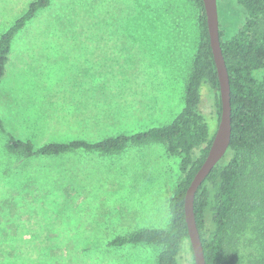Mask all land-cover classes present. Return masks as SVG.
<instances>
[{
    "label": "rangeland",
    "instance_id": "1",
    "mask_svg": "<svg viewBox=\"0 0 264 264\" xmlns=\"http://www.w3.org/2000/svg\"><path fill=\"white\" fill-rule=\"evenodd\" d=\"M33 1L0 0V36ZM218 11L224 39L237 34L244 9L218 0ZM197 16L189 0H52L12 43L0 79L5 128L40 148L171 123L185 104L200 39ZM79 50H89L90 59H79ZM74 70L91 76L79 84ZM201 109L214 137L219 124L206 86ZM6 144L0 131V264H156L161 247L109 243L169 226L181 159L163 144L31 159L10 154ZM258 228L254 212L231 233L236 264H262ZM179 264H195L191 244L183 245Z\"/></svg>",
    "mask_w": 264,
    "mask_h": 264
},
{
    "label": "trees",
    "instance_id": "2",
    "mask_svg": "<svg viewBox=\"0 0 264 264\" xmlns=\"http://www.w3.org/2000/svg\"><path fill=\"white\" fill-rule=\"evenodd\" d=\"M51 1H33L27 12L1 34L0 79L5 76L14 38L38 12L49 7ZM189 1L198 9L200 39L185 86L184 107L171 123L131 135L106 136L96 141L74 139L36 148L31 141L16 139L0 117V131L7 137V151L26 159L58 157L73 152L117 155L130 146L153 143L163 144L169 155L179 157L181 177L170 200L169 226L138 229L109 243L116 248L161 247L156 264H179L183 245L190 244L186 195L214 139L210 137V128L201 109L204 86L214 95L218 124L222 113L220 82L204 3L203 0ZM236 2L245 11L244 24L228 39H224L220 30L231 88L232 141L225 158L198 189L194 203L206 264H236L231 233L247 223L251 213H256L258 229L264 239V0ZM209 216L211 225H208Z\"/></svg>",
    "mask_w": 264,
    "mask_h": 264
},
{
    "label": "water",
    "instance_id": "3",
    "mask_svg": "<svg viewBox=\"0 0 264 264\" xmlns=\"http://www.w3.org/2000/svg\"><path fill=\"white\" fill-rule=\"evenodd\" d=\"M203 3L220 82L222 113L208 156L194 177L186 195L185 214L195 264H206L204 248L197 227L194 210L196 193L213 169L225 158L232 141L231 88L229 72L221 48L218 0H203Z\"/></svg>",
    "mask_w": 264,
    "mask_h": 264
},
{
    "label": "crops",
    "instance_id": "4",
    "mask_svg": "<svg viewBox=\"0 0 264 264\" xmlns=\"http://www.w3.org/2000/svg\"><path fill=\"white\" fill-rule=\"evenodd\" d=\"M78 46V45H77ZM62 47H65V46H63L62 45ZM86 47H88V48H92V47H89V46H85L84 48H86ZM80 48H82V47H80ZM80 51V53H83L82 55H80V57H78L79 59H90V58H88V56H87V52L89 51V50H79ZM62 52H68V50H62ZM71 57L70 56H67V55H63L62 56V59H70ZM74 60H75V57H74ZM77 62V64H78V66H82V65H84V64H87L88 62H83V61H76ZM91 65H93V63L92 64H89L88 65V67L86 68V69H88ZM63 75V74H62ZM74 75H75V77L77 78V81H78V83L80 84L81 82H82V80L84 79V77H90L91 76V74H84V75H80L79 76V70H74ZM63 79V78H62ZM84 84H86V83H84ZM83 84V85H84ZM81 87V86H80ZM62 88H63V90H65V92H66V90L67 89H70V87H68V84H62Z\"/></svg>",
    "mask_w": 264,
    "mask_h": 264
}]
</instances>
